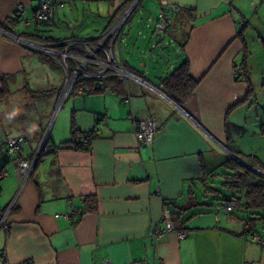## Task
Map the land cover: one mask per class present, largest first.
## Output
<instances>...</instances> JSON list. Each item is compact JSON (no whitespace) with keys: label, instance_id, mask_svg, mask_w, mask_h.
<instances>
[{"label":"crops","instance_id":"obj_1","mask_svg":"<svg viewBox=\"0 0 264 264\" xmlns=\"http://www.w3.org/2000/svg\"><path fill=\"white\" fill-rule=\"evenodd\" d=\"M42 1L0 0V27L39 41L95 39L133 0H83L87 5L52 0L64 6L56 7L50 23L25 26L21 18L31 19ZM163 3L181 10L174 24L159 33L156 21ZM17 5L23 7L19 15ZM130 22L114 55L150 86L131 80L125 91L107 86L84 96L72 92L51 121L64 83L62 65L0 31V78L5 76L8 89L0 99V168L8 172L0 177V212L13 203L4 223L0 218V253L6 264H96L105 259L111 264H264L262 244L252 242L244 229L248 212L229 214L219 204L197 221L184 213L185 206L197 204L195 192L199 184L205 187L204 175L206 184L213 179L212 184L221 185L223 177L215 174L230 158L264 177V117L252 111L258 79L249 73L253 53L248 48L252 28L264 53V0H139ZM153 36L164 38L157 52L161 64H154V55L141 61ZM167 44L175 48L173 54L164 51ZM184 59L198 84L177 104L163 92L161 77ZM133 61L139 62L138 69ZM236 66L242 73H236ZM99 116L106 122L97 123ZM148 116L161 129L151 146H138L133 120ZM72 123L78 131L99 129L88 149L45 152L27 178L16 172L14 157L6 152L9 138L25 136L17 156L29 159L48 124L50 143L61 146L71 137ZM88 195L96 198L94 211L78 219L55 216L82 211ZM174 209L178 219L172 221ZM259 214L264 217V211ZM187 218L188 236L180 238L183 228L176 221Z\"/></svg>","mask_w":264,"mask_h":264},{"label":"built area","instance_id":"obj_2","mask_svg":"<svg viewBox=\"0 0 264 264\" xmlns=\"http://www.w3.org/2000/svg\"><path fill=\"white\" fill-rule=\"evenodd\" d=\"M139 0H133L130 5L118 15L112 23L106 26L98 35L97 38H84V37H70L60 41H39L31 40L22 36H18L7 32L4 28L0 27V31L6 34L8 37L22 43L30 50L43 54L51 59L57 60L64 70V83L60 90L55 112L58 111L63 101L72 92H75L79 96H84L88 93L87 81L93 82L105 80L113 77L121 82L125 87L127 82L135 80L141 84L150 86L147 82L128 70L125 65L116 60L114 50L118 45L119 40L123 34L124 26L131 18L136 5ZM57 6L63 7V2H54L52 0L42 1L33 13L31 19L21 18V21L25 26L31 25V23L45 24L50 23L54 17V12ZM180 6L173 3H163L160 8L158 19L156 21V30L159 33L165 32L169 26L175 22L176 15L180 12ZM23 11L21 5L16 6V14H20ZM244 24V21H241ZM236 73H242L241 67L236 66ZM155 90L162 92L160 89L154 87ZM128 96L123 99L127 101ZM106 122L104 117H100L97 123ZM161 127L154 116H148L144 119L133 120V133L138 142V146H151L153 144L156 134L160 131ZM99 133L97 127L91 133L83 131V144L90 145L92 136ZM84 136L86 138H84ZM24 135L13 136L6 141L7 153L14 157L15 170L17 173H21L24 177H28L40 155L41 151H47L55 149V146L50 143V135L46 131L40 142L39 148L34 156L29 159H22L17 156V152L20 149L21 143L24 140ZM8 172L4 168H0V177H5ZM13 203H10L4 211L0 212L1 223L5 222L7 212L11 209ZM220 207L227 213L231 214L238 207V202L235 199L223 200ZM56 217H63L65 219L78 218V212L72 210L69 213L55 214ZM168 221V219H167ZM169 228V227H168ZM187 231H178L180 238L188 236ZM163 232H159L158 236H162ZM252 242L264 245V240L257 234L252 233L250 235ZM142 262H131L130 264H141ZM0 264H6V257L4 253H0ZM22 264H31L29 262H23ZM96 264H111L109 259H105Z\"/></svg>","mask_w":264,"mask_h":264},{"label":"trees","instance_id":"obj_3","mask_svg":"<svg viewBox=\"0 0 264 264\" xmlns=\"http://www.w3.org/2000/svg\"><path fill=\"white\" fill-rule=\"evenodd\" d=\"M116 17H113L110 22L107 24V26L114 21ZM12 20L11 22H14ZM4 27L7 28L8 31H12L7 25H4ZM23 37L29 38L31 40H36L35 38L29 36V35H21ZM46 41L47 40H41ZM52 41V40H51ZM244 57H246L244 55ZM245 63V61H244ZM247 76V74H245ZM5 76H2L0 78L3 88L0 90V99L5 97L7 95V87L5 85L4 81ZM103 86L100 88H96L95 82L88 80V93L101 91L104 88H107V86H110L113 90H116L119 92V89H124V85L119 82L116 78L110 77L105 80H102ZM161 83H162V90L163 92L168 95L173 101H175L177 104H182L190 94L194 91L198 84V80L191 76L189 71V64L186 59H184L175 69L161 77ZM250 90V87H249ZM125 91V89H124ZM102 117V116H101ZM100 118V116L97 118V120ZM93 130L87 131L92 134ZM81 133L83 131H78L72 123V132L71 137L68 141L62 143L61 146H55V149L47 150V151H41L39 157L37 158V161L35 165L38 163V161L41 159L42 154L45 152H56L59 149H71V150H86L90 147V145H84L83 144V136L81 138ZM84 138H86L84 136ZM94 138L92 136L91 140ZM250 163L253 164V160H250ZM34 165V166H35ZM222 167L224 170L221 171L220 175L223 177V181L221 182V186L224 189L232 191L230 194H223L218 189L215 190V188H211L206 186V177L205 175L203 178H201L202 182H205L204 185L209 189L211 192L220 193V203L223 200L227 199H235L238 202L237 211H245L248 212V216L246 218H243L244 223V229L245 232L249 233L250 235L252 233H257L262 240H264V237L260 235V231H264V217H260L259 212L264 211V177H260L256 175L254 172H252L250 169L246 168L242 164L238 163L237 161L233 159L226 160ZM239 193H242V196L239 195ZM96 198L94 195H88L84 197V206L82 211L78 212V218L85 212L94 211L96 209ZM176 209V208H175ZM170 211V218L171 220L178 219L176 215H178V211L176 210ZM232 212L231 214H234L236 212ZM256 211V212H255ZM259 211V212H257ZM76 218V219H78ZM188 220H177L176 222L181 225L183 229H180L179 231H186L184 229V223Z\"/></svg>","mask_w":264,"mask_h":264},{"label":"rangeland","instance_id":"obj_4","mask_svg":"<svg viewBox=\"0 0 264 264\" xmlns=\"http://www.w3.org/2000/svg\"><path fill=\"white\" fill-rule=\"evenodd\" d=\"M80 2L82 4L85 3V1L80 0ZM87 5V3H85ZM132 17V16H131ZM131 18L129 19V21L125 24L124 29H126L127 27L131 26L132 23L130 22ZM252 32V43L249 41L248 43V48L252 49V58L250 59V63H249V73L250 75L255 79L257 78V82H254V88H255V97L252 99V101H255V103L252 106V111L254 113H256V115L262 119V117H264V114H262V109H264V86H262L261 84L259 85V83L264 82V53H260L258 50V45H260V43H258L257 39V33L255 30H253L252 28L250 29ZM151 44L156 45V49H151ZM162 44H164V38L163 39H158L157 37L153 36L151 41L145 45L144 47V51H145V59H141V61L145 62L146 59L150 60V57H152L153 55L155 56V62L158 63H162V59L163 57L161 55H159L157 52H161V46ZM174 47L172 45L167 44V46L164 48V51H168L171 54H173L174 52ZM159 55V56H158ZM147 64H149L147 62ZM150 64H152L150 62ZM133 67L136 69H138L140 67L139 62L137 61H133ZM158 68L156 67V70ZM66 100V99H65ZM65 100L63 101V103L65 102ZM62 103V105H63ZM62 105L60 106V108L58 109V112L60 111ZM54 110L52 112V115L50 116V121L53 118V114H54ZM57 112V114H58ZM63 112V110H62ZM29 113L31 114L32 111H29ZM50 124H48L46 126V130L44 133H46V131L49 133L50 135ZM44 136V135H43ZM39 148V147H38ZM38 150V149H37ZM219 171V169L217 170ZM216 171V172H217ZM211 180L213 179H208V183L206 184V186L208 187H213L215 189H218L221 193H224V191H226L225 189H223L221 187L220 184H212ZM204 187L203 185H198V189L195 192V201H196V205L188 208L185 206L184 213H186L187 217L189 218V220H193V221H197L198 219H196L199 216L202 215H206L209 214L211 212V210L214 209L217 210L219 207V199L221 197L220 193H216V192H210L209 189H207V187ZM192 222V221H191ZM190 222V223H191ZM260 235L262 237H264V232L260 231ZM262 248H264V246L261 245Z\"/></svg>","mask_w":264,"mask_h":264},{"label":"water","instance_id":"obj_5","mask_svg":"<svg viewBox=\"0 0 264 264\" xmlns=\"http://www.w3.org/2000/svg\"><path fill=\"white\" fill-rule=\"evenodd\" d=\"M96 85L100 88L102 86V82L101 81H97L96 82ZM238 158V156H237ZM243 164H245L247 167L251 168V169H254L253 166H251L250 164L246 163L244 160L238 158ZM260 172V171H259Z\"/></svg>","mask_w":264,"mask_h":264}]
</instances>
